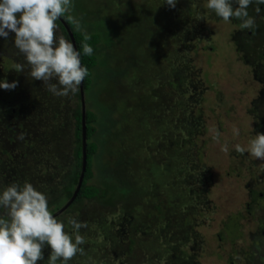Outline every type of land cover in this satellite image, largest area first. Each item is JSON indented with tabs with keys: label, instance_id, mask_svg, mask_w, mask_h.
Here are the masks:
<instances>
[{
	"label": "rangeland",
	"instance_id": "obj_1",
	"mask_svg": "<svg viewBox=\"0 0 264 264\" xmlns=\"http://www.w3.org/2000/svg\"><path fill=\"white\" fill-rule=\"evenodd\" d=\"M161 3L74 0L68 14L101 33L83 101L96 115L95 183L109 186L105 201L82 203L78 215L70 202L57 214L87 225L86 256L69 264H264V159L233 147L264 133V15L249 6L259 28L249 40L248 29L216 17L206 0ZM11 36L0 38V78L18 84L0 89V147L12 139L9 149L25 154L16 162L53 211L68 201L62 189L50 200L46 187L72 183L65 176L73 177L79 100L16 72L23 56Z\"/></svg>",
	"mask_w": 264,
	"mask_h": 264
},
{
	"label": "clouds",
	"instance_id": "obj_2",
	"mask_svg": "<svg viewBox=\"0 0 264 264\" xmlns=\"http://www.w3.org/2000/svg\"><path fill=\"white\" fill-rule=\"evenodd\" d=\"M177 0H162L161 4L175 7ZM257 15L264 13V0H206L207 9L216 17L229 21L238 19L241 27L252 30L257 16L250 14L249 6ZM74 0H0V38L12 34L16 56L13 69L25 72L33 80H40L53 96L69 97L79 91L88 74L82 64V55L91 56V38L80 19L70 14ZM71 19L75 30L84 33L79 48L63 35L57 21ZM18 81L0 78V89H13ZM235 135L240 129H233ZM219 132L214 138L218 139ZM236 152H247L264 159V133L256 132L246 145L234 144ZM222 150L227 152L226 144ZM84 221L75 216L57 217L49 207L48 195L25 180L0 186V264H69L77 257L86 256V242L81 229ZM48 255L45 257V249ZM85 264H92L90 259Z\"/></svg>",
	"mask_w": 264,
	"mask_h": 264
},
{
	"label": "trees",
	"instance_id": "obj_3",
	"mask_svg": "<svg viewBox=\"0 0 264 264\" xmlns=\"http://www.w3.org/2000/svg\"><path fill=\"white\" fill-rule=\"evenodd\" d=\"M262 7H264V6H262ZM138 13H140L142 16H145L142 14L141 11H138ZM262 14H264V13H262ZM66 15H68V14H66ZM123 15L124 14H118L117 18L120 19L123 17ZM157 17H158V14L153 15V16L148 15L146 17V19L148 20L149 23L154 24V22L157 21V19H156ZM142 19L143 18L140 16L139 19H137V20H142ZM236 20L238 22H240L238 19H236ZM62 22H64L68 26V28H69L72 36H73V40L75 42V47L79 48L81 46V41L84 39V33L81 31L75 30L71 19L62 18V19L57 21V24L59 25L60 32L63 35H65L68 39H70V37H69L68 32L66 31ZM85 30L87 31V33L91 37L87 42L93 46L94 53L91 56L82 55V57H81L82 64L86 65L88 68V74L86 75V77L82 81L83 88L88 87L90 84L91 73H92L91 71H92V68L96 65V62L98 59V54H99V48L101 47V42H100L101 33H99L98 30L91 28V27H90V30H87V29H85ZM251 31H253V29ZM99 44H100V46H99ZM76 96L79 100V103L76 106L77 108L72 113V118L74 120V128H73L72 137H74L76 140V143L74 144V150H73V155H74V169L73 170L74 171H73V177H71L70 175L65 176V178L69 177L71 182H72L70 185V188L64 189V186L62 184L63 188L61 191V194H63L67 200H69V198L72 196V192H73L75 185L77 183V179H78L80 169H81V157H82L81 147H82V144H81V105H80V93H79V91L76 93ZM95 118H96V115L94 112L85 109V111H84V123H85V136H86V138H85V140H86L85 141L86 164H85V170L83 173V179H82L81 185L77 191L75 198L73 199V201H71L72 204L70 205L71 208L77 209V211L75 212L76 215H78V211L80 208L79 206L82 203L90 202V201L91 202H93V201H102V202L105 201L107 189L109 187L106 185H100V184L95 183L96 182L95 180L98 181L100 179V178L95 176L96 173H95V170L93 169V166H92V158H93V156H95L97 154V152L99 150V144L97 143V141L95 140V137H94V135L96 133V128L94 125ZM172 196L173 195H169V200H170V198L172 199ZM176 206H179V205H177V203H176ZM167 212L168 211L165 209L166 214H167ZM159 214L160 215L157 216L158 219L160 217L164 218L162 213H159ZM185 223L186 222L184 221L183 225ZM217 236H218V238H220L221 237L220 233H217ZM229 263L230 264H237V263H234L233 258L230 260Z\"/></svg>",
	"mask_w": 264,
	"mask_h": 264
},
{
	"label": "flooded vegetation",
	"instance_id": "obj_4",
	"mask_svg": "<svg viewBox=\"0 0 264 264\" xmlns=\"http://www.w3.org/2000/svg\"><path fill=\"white\" fill-rule=\"evenodd\" d=\"M262 15H264V14H262ZM258 31H259V28L257 26V23H256V27L253 29V31L248 29V37L250 36L249 40L256 39V36L259 33H263L262 40H264V32L262 31V32L258 33ZM249 40H248V43L246 46L249 47V45H250L252 47L251 50H255V51L257 50V53H259L258 48H261V44L256 46V44H257L256 42L252 43ZM262 55H263V53H262ZM9 142L12 143L13 140L11 139ZM9 142L4 146L6 148L0 147V186H5L11 182H17V183L22 184L26 180V177L28 175V173L24 176L22 174V172H24L25 170L28 171L26 166H24V163L16 162V161L23 159L25 154L22 156H16V153L9 149V145H10ZM4 149H5V151H4ZM46 189H47L46 192L51 194V197H50V200H51V199H55V196H56V198H58V192L60 189H62V187L57 188L56 185L51 183L50 185H48L46 187ZM53 189H55V190H53ZM54 194H55V196H54ZM59 208L60 207H56L52 212H54L57 209L54 212V214H56V215L59 214L60 213L59 210L61 209V208L60 209ZM44 252H45V257H47L48 249L46 248L44 250ZM38 263L40 264V261H38L37 264Z\"/></svg>",
	"mask_w": 264,
	"mask_h": 264
},
{
	"label": "water",
	"instance_id": "obj_5",
	"mask_svg": "<svg viewBox=\"0 0 264 264\" xmlns=\"http://www.w3.org/2000/svg\"><path fill=\"white\" fill-rule=\"evenodd\" d=\"M62 21V20H61ZM66 31L68 32V35L70 37V40L73 42L74 46H75V42L73 40V36L68 28V26L62 22ZM79 93H80V105H81V144H82V147H81V151H82V157H81V169H80V173H79V176H78V179H77V183L75 185V188L72 192V196L69 198V200L67 201V203L59 210L61 211L62 209H64L76 196L77 194V191L81 185V182H82V179H83V173H84V170H85V164H86V156H85V123H84V111H85V107H84V101H83V86H82V83L79 87ZM58 211V212H59Z\"/></svg>",
	"mask_w": 264,
	"mask_h": 264
}]
</instances>
